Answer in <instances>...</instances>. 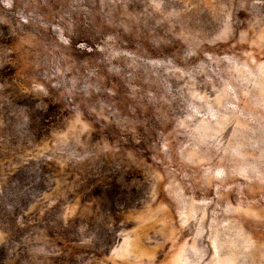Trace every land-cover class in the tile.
Instances as JSON below:
<instances>
[{
	"label": "rangeland",
	"instance_id": "374dc122",
	"mask_svg": "<svg viewBox=\"0 0 264 264\" xmlns=\"http://www.w3.org/2000/svg\"><path fill=\"white\" fill-rule=\"evenodd\" d=\"M0 264H264V0H0Z\"/></svg>",
	"mask_w": 264,
	"mask_h": 264
}]
</instances>
